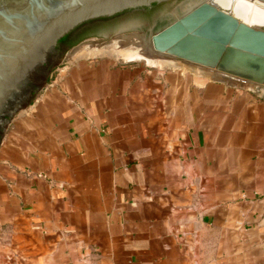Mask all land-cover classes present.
<instances>
[{
	"label": "crops",
	"instance_id": "1",
	"mask_svg": "<svg viewBox=\"0 0 264 264\" xmlns=\"http://www.w3.org/2000/svg\"><path fill=\"white\" fill-rule=\"evenodd\" d=\"M62 57L0 139V264H264V87Z\"/></svg>",
	"mask_w": 264,
	"mask_h": 264
},
{
	"label": "water",
	"instance_id": "2",
	"mask_svg": "<svg viewBox=\"0 0 264 264\" xmlns=\"http://www.w3.org/2000/svg\"><path fill=\"white\" fill-rule=\"evenodd\" d=\"M161 1L0 0V139L13 113L30 103L60 63V37L87 20ZM161 11L148 34L155 53L212 70L215 79L264 87L263 26L213 0H173Z\"/></svg>",
	"mask_w": 264,
	"mask_h": 264
},
{
	"label": "flooded vegetation",
	"instance_id": "3",
	"mask_svg": "<svg viewBox=\"0 0 264 264\" xmlns=\"http://www.w3.org/2000/svg\"><path fill=\"white\" fill-rule=\"evenodd\" d=\"M172 1L173 0H165L158 3H152L148 6L126 9L111 16L87 20L60 37L56 43L55 49L56 51L65 52L72 48L74 45H77L78 43L86 40L89 37L96 36L106 39L108 36L114 34L119 35L122 31L138 30L137 33H139L140 31L142 32L141 28L144 29V33L146 32L148 36L156 19L162 14L161 8ZM131 23L142 25V27L128 28L127 25ZM137 39L142 42V39L140 37H138ZM122 43H130L140 50L145 49V46L143 44H134L130 42L129 38H124V40H122ZM146 43L147 42H145V45ZM55 68L56 65L51 68L48 78ZM35 94L33 95V97L35 96Z\"/></svg>",
	"mask_w": 264,
	"mask_h": 264
},
{
	"label": "bare ground",
	"instance_id": "4",
	"mask_svg": "<svg viewBox=\"0 0 264 264\" xmlns=\"http://www.w3.org/2000/svg\"><path fill=\"white\" fill-rule=\"evenodd\" d=\"M219 7L231 12L233 15H235L240 20L251 24L255 26H263L264 27V0H213ZM135 31V30H134ZM138 31V30H137ZM136 33L137 35L133 34L134 36L129 37L130 42L136 44L140 43L145 46V49H134L131 50V52H121L124 46H120V44L117 46L119 48H116L115 53L116 55H121L126 60H141L146 62L147 64H156V63H166L167 61L163 59L160 61L159 58H155L153 54H157L154 51H152L150 43L148 42V36L146 32L140 31L139 33ZM140 37L142 39V42L139 41L137 38ZM138 40V41H137ZM135 41V42H134ZM145 42L146 45H145ZM122 44V43H121ZM134 46V45H133ZM90 50H98L95 46L90 48ZM158 55V54H157ZM163 55V54H159ZM166 56V55H163ZM169 58L174 59L173 57L166 56ZM168 58V59H169Z\"/></svg>",
	"mask_w": 264,
	"mask_h": 264
},
{
	"label": "rangeland",
	"instance_id": "5",
	"mask_svg": "<svg viewBox=\"0 0 264 264\" xmlns=\"http://www.w3.org/2000/svg\"><path fill=\"white\" fill-rule=\"evenodd\" d=\"M136 31H124L121 32L119 35H112L109 38H101V37H89L86 40L78 43L77 45H74L72 48H70L67 51H94V50H90V48H92L93 46H95L96 48H98L97 51H106L107 53H110L112 56L116 57L120 62L123 61H132V63H140V64H146L144 61L141 60H126L124 59L121 55H116L115 50L119 44L120 46H124L122 51L123 53H127V52H131V50L137 49L135 46L131 45L130 43H122V40H124V38H129L134 36L133 34H135ZM137 35V34H135ZM122 43V44H121ZM96 51V50H95ZM154 57L158 58L159 54H153ZM62 57V56H61ZM61 63L64 62L63 57L60 60ZM60 65L57 64L56 67ZM55 71L53 70V72L50 74L49 79L53 78Z\"/></svg>",
	"mask_w": 264,
	"mask_h": 264
}]
</instances>
